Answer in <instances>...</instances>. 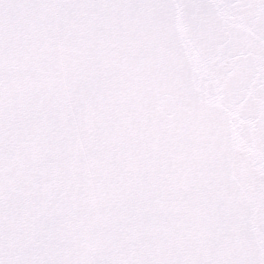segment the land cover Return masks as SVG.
<instances>
[{"label":"snow or ice","instance_id":"snow-or-ice-1","mask_svg":"<svg viewBox=\"0 0 264 264\" xmlns=\"http://www.w3.org/2000/svg\"><path fill=\"white\" fill-rule=\"evenodd\" d=\"M0 264H264V0H0Z\"/></svg>","mask_w":264,"mask_h":264}]
</instances>
